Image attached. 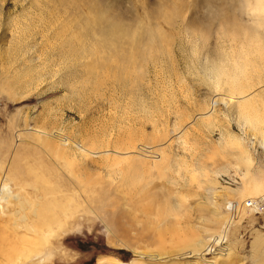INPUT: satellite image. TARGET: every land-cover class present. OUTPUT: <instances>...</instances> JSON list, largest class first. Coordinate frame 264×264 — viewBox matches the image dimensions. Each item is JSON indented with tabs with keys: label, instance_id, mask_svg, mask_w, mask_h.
<instances>
[{
	"label": "rangeland",
	"instance_id": "obj_1",
	"mask_svg": "<svg viewBox=\"0 0 264 264\" xmlns=\"http://www.w3.org/2000/svg\"><path fill=\"white\" fill-rule=\"evenodd\" d=\"M253 2L0 0V264H264Z\"/></svg>",
	"mask_w": 264,
	"mask_h": 264
},
{
	"label": "bare ground",
	"instance_id": "obj_2",
	"mask_svg": "<svg viewBox=\"0 0 264 264\" xmlns=\"http://www.w3.org/2000/svg\"><path fill=\"white\" fill-rule=\"evenodd\" d=\"M256 7H258V0H255V2H253L252 3V5H251V8H256ZM264 24V22H261V25H263ZM249 29V28H248ZM260 28H259V25H257L256 26V28L255 27H252L251 28V31L249 30L248 31V33H249V37L247 38V45L250 47V49H251V51H254V52H258L259 54H261V55H264V33L263 32H261L260 30H259ZM230 55V54H229ZM235 56V55H234ZM231 57H232V55H231ZM236 57V56H235ZM234 61H236V60H234ZM251 61V60H250ZM249 61V62H250ZM237 62V61H236ZM239 62H237L236 64H238ZM244 65H245V63H243ZM241 65V64H240ZM239 64L237 65V69L238 70H240V71H242V70H246V68H245V66L244 65H241L240 66ZM247 66V65H246ZM227 67V66H226ZM217 70V73H218V75H220V76H222V75H230L231 77H229L228 78V80L226 81V85H228V86H230V88L231 89H229V94L230 95H237V94H239V95H243L244 94V92H243V90L242 89H240V84H238L237 83V78L235 77L236 76V74H234V71L233 72H230V70L229 71H226V69H223V67H221V68H219V69H216ZM254 70V69H253ZM240 74V73H239ZM235 78V79H234ZM249 78H250V76H249ZM220 87V86H219ZM128 91H130V89L128 90ZM245 95V94H244ZM243 97H245V96H243ZM246 98V97H245ZM240 100H242V98L240 99ZM242 103H240V108L241 109H239V113H241L242 115H244L245 113H246V111L248 112V114L246 115V121H247V123H249L250 124V126L253 128L254 127V129L259 125V118L257 117V114H256V111H258V110H256L255 111V114H253V113H250L249 112V110L251 109V105H250V103L249 102H247L246 101V99H244V101L242 100L241 101ZM251 111V110H250ZM252 112V111H251ZM249 115V116H248ZM243 117V116H242ZM244 118V117H243ZM262 119V118H261ZM261 121V120H260ZM263 121H264V119H263ZM262 121V122H263ZM256 135V134H255ZM263 143H264V141H263ZM6 181H7V183H9V181H8V179L6 178ZM41 236V235H40ZM43 240V239H42ZM189 240V239H188ZM190 241V240H189ZM194 241V240H193ZM188 242V241H187ZM196 242V241H195ZM193 243V242H192ZM180 244H182L183 246L184 245H187L186 244V240L184 239V241H182V242H180ZM189 247V246H188ZM183 249H187V251H186V253L187 254H193V253H195V248H183ZM183 253V252H182ZM104 259V258H103ZM103 259H100V260H98V263L99 264H102L103 262H102V260ZM107 259V258H106ZM110 261H115L114 263H116L117 262V264H120L119 263V261L118 260H116V259H112V258H108ZM104 261V260H103ZM105 263V262H104ZM111 263V262H110Z\"/></svg>",
	"mask_w": 264,
	"mask_h": 264
},
{
	"label": "clouds",
	"instance_id": "obj_3",
	"mask_svg": "<svg viewBox=\"0 0 264 264\" xmlns=\"http://www.w3.org/2000/svg\"><path fill=\"white\" fill-rule=\"evenodd\" d=\"M249 12L253 16H264V0H258V7L250 8Z\"/></svg>",
	"mask_w": 264,
	"mask_h": 264
}]
</instances>
